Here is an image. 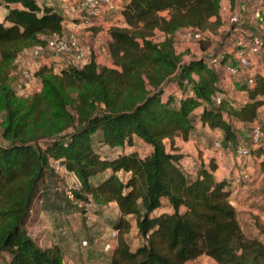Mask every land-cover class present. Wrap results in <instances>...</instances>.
<instances>
[{
  "label": "trees",
  "instance_id": "16d2710c",
  "mask_svg": "<svg viewBox=\"0 0 264 264\" xmlns=\"http://www.w3.org/2000/svg\"><path fill=\"white\" fill-rule=\"evenodd\" d=\"M220 6L221 0H122L121 23L106 30L110 63H97L90 47L81 65L57 72L40 66V89L25 98L16 94V60L62 35L63 18L45 1L0 0V252L7 264H62L59 242L41 246L26 229L53 174L51 161L75 176L77 199L116 203L109 264H186L200 255L216 264H264V244L244 234L214 159L192 173L176 152L175 139L187 140L197 121L221 129L222 141L235 148L233 122H252L263 102L264 75L235 83L246 94L238 104L219 83L228 54L214 66L207 54L183 61L175 50L177 32L194 28L203 32L197 42L204 51ZM135 139L151 151L140 155ZM131 219L143 239L133 250L124 237Z\"/></svg>",
  "mask_w": 264,
  "mask_h": 264
},
{
  "label": "crops",
  "instance_id": "0c3cea01",
  "mask_svg": "<svg viewBox=\"0 0 264 264\" xmlns=\"http://www.w3.org/2000/svg\"><path fill=\"white\" fill-rule=\"evenodd\" d=\"M44 1L58 10L61 0ZM221 5L225 8L219 11L218 24L214 26L211 31L207 32L209 41L208 46L204 51L199 49L200 53H198L197 56L207 54L208 56L220 55L223 57L225 54H228L227 60H230L232 58L230 52L234 50L233 43L235 38L245 33L257 31L263 24L264 0H221ZM2 11L3 15L4 9H2ZM119 11L120 8L116 14L115 12L112 13V11L111 13H105V16L103 15V17L101 16L97 20H94V25L84 23L80 17L72 15L63 21V26H65L64 23L68 20L66 27L69 30L76 31L77 33L81 26H89L90 29H96L98 31L96 34L97 36L95 35V37L93 36L89 38L91 40L90 44H92V46L90 45L91 52L94 54L97 63L98 61H102L101 64H105V62L108 61L109 64L110 59L106 47L108 34L106 30L108 26L113 23H121L122 17ZM232 13L239 15L240 21L238 23H231L229 21V15ZM215 19L216 18L213 16L210 18V21L214 22ZM101 29H104L103 32L106 40L105 45H103L102 41H98L97 39L98 34L100 35L99 32ZM81 40L84 45H89L86 40L80 38V41ZM225 40H228V42L225 43ZM190 42L191 41L187 42V44ZM216 49L218 51L213 53ZM252 61V69L254 72L264 75V49L259 55L254 57ZM233 63H235V61H233ZM245 80L246 74L243 71H239L236 75L231 76L223 70L219 83L226 94L234 102L239 104L246 98V94L243 91L236 89L235 83H241ZM262 99L263 102L257 109V116L252 122H233V128L236 133V141L238 140L239 142H242L246 140L247 142L249 129L254 124H259L262 128H264V96H262ZM222 139L223 132L221 129L210 128L197 121L195 127L190 131L187 140H181L180 138L175 139V145L177 146L176 152L184 154L182 164L186 170L192 173L201 163L207 164L210 158L214 159L217 164L215 175L220 178H225L228 181V186L231 190V204L236 210L237 219L244 234L249 237L255 236L261 238V236L264 235V150L257 149L253 151L251 157L239 158L233 151V145L231 143L223 142ZM136 140L142 142L139 139H135V146ZM216 142H218L219 145H216ZM143 144L146 150L145 154L149 153L151 151V147L145 143ZM138 152L142 156L145 155L142 154L140 149H138ZM256 171L258 172L256 173ZM247 174H251V176L256 174L253 181L248 182L246 179L247 176H245ZM46 185H49L46 188H50L51 186V184L44 183L43 188ZM39 201L40 203L42 202L41 200ZM113 203L116 204L115 202ZM259 225L262 226V232L257 228ZM56 232L51 230V234H55V238L59 235L58 231ZM59 237L61 236L59 235ZM44 239H46L44 236L38 237V239L34 237V240L41 246L57 242H45ZM43 242L46 244L44 245ZM59 244L66 252V244L62 242H59ZM67 259L68 255L65 253L62 259V264H65Z\"/></svg>",
  "mask_w": 264,
  "mask_h": 264
},
{
  "label": "rangeland",
  "instance_id": "374dc122",
  "mask_svg": "<svg viewBox=\"0 0 264 264\" xmlns=\"http://www.w3.org/2000/svg\"><path fill=\"white\" fill-rule=\"evenodd\" d=\"M38 1L39 3H42V0ZM119 8L120 5H118L112 13L115 12L116 14ZM2 12V8L0 7V19L2 17ZM105 15L106 14H104V16ZM67 22H65V26H63L65 34L74 31L69 30L66 27ZM103 31L104 29H101L99 32L100 35L98 34L97 39L98 41H102L103 45H105L106 40ZM97 32L96 29H90L89 26H81L76 34L79 39L81 38L89 43V46H87L90 49V45L92 46V44H90L91 40L89 38L93 36L95 37ZM80 42L81 45H84L82 40ZM191 42V44H187V42L181 37V32L175 36L174 47L176 52L180 53V56L183 54V57H181L183 61L190 57H196L198 53H200L199 43L197 41ZM208 42L209 41L206 43L207 46ZM227 42L228 40H225V43ZM87 46L85 45V48H87ZM217 51L218 50L216 49L213 53H216ZM21 54L17 59L21 58ZM101 62L102 61H98L99 64H101ZM105 64H108V61H106ZM171 87L174 88L175 84H171ZM16 94L25 98L32 95L28 90H22L21 88ZM2 120L3 114L0 112V141L3 140L1 137ZM135 147L140 149L142 154H145L146 150L142 142L136 140ZM103 151L107 152L108 149ZM51 165L54 166L53 174L51 175V178H47V181H45V184H51L50 190H44L41 203L39 199L34 201L29 219L26 223V229L29 236L33 239L34 237L38 239V237L44 236L46 238L44 239L45 242L57 241L65 243L66 253L68 255L65 264H109L107 252L102 250L101 240L108 235L110 229L113 227V223L119 217V211L116 204L112 202L106 205H96L91 201L77 199L72 193V189H76L78 185L75 176L72 173L65 171L54 161H51ZM257 172L258 171H256V173ZM119 175L122 179L126 178V173L120 172ZM255 175L256 174L251 176V174H247L246 179L248 182L253 181ZM48 186L49 185H46L43 189H47L46 187ZM46 193L49 195L48 198ZM259 226L257 228L262 232V226ZM51 230H54L55 232L58 231L61 237L57 235L58 237L55 238V234L52 235ZM124 237L132 250L143 242V239L136 230L134 220H130L129 230L124 234ZM85 238L91 240V244L88 242V246H81L80 241ZM260 240L264 244V235L261 236ZM45 244L46 243H44V245ZM8 259L9 256L7 253L1 251L0 264H7ZM186 264L216 263L208 256L200 255L199 257L188 261Z\"/></svg>",
  "mask_w": 264,
  "mask_h": 264
},
{
  "label": "built area",
  "instance_id": "2783aa9c",
  "mask_svg": "<svg viewBox=\"0 0 264 264\" xmlns=\"http://www.w3.org/2000/svg\"><path fill=\"white\" fill-rule=\"evenodd\" d=\"M122 0H61L58 6V12L63 20L74 15L80 17L84 23L94 25L95 19L100 18L105 13L115 10L120 5ZM225 7L220 6V10ZM231 23H238L240 17L238 14L232 13L229 15ZM184 41H198L203 37V32L187 28L181 34ZM234 50L230 52L231 59L223 63V70L231 76L236 75L239 71L246 74L247 82H252V60L259 55L264 48V21L263 25L256 32L240 35L235 38L233 43ZM90 49L85 45H81L80 39L75 31L68 34L53 35L48 38L46 45L34 46L22 52L21 58L17 59V70L19 79L17 81L19 89L28 90L34 93L40 89V82L35 74L40 66H47L54 72L69 65H81L88 61ZM220 55H210L209 63L214 66H219L222 60ZM235 61V63H233ZM219 145L218 142L215 143ZM264 148V128L259 124H254L249 129L248 141L239 142L234 153L239 158L251 157L254 150ZM247 176V175H245ZM117 230L110 229L108 235L101 240L102 250L110 252L116 245ZM81 246H88V240L81 239Z\"/></svg>",
  "mask_w": 264,
  "mask_h": 264
}]
</instances>
